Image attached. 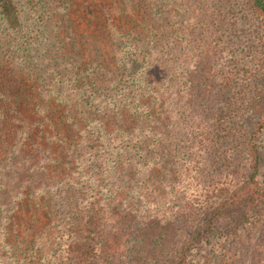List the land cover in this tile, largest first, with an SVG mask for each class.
Here are the masks:
<instances>
[{
    "label": "rangeland",
    "instance_id": "1",
    "mask_svg": "<svg viewBox=\"0 0 264 264\" xmlns=\"http://www.w3.org/2000/svg\"><path fill=\"white\" fill-rule=\"evenodd\" d=\"M92 1L14 0L20 25L16 36L6 37L0 22V56L11 49L13 42L18 52L12 54L23 58L29 54L28 43L32 42L36 56L33 60L40 68L33 76H39L36 85L42 95L53 92L51 95L64 97L68 89L82 90L93 74L103 82L101 71H94L90 65L96 52L92 53L88 42L99 40L86 12ZM133 1L142 26L148 21L164 25L165 32L175 39L191 42L192 32L201 29L202 24L218 23L225 30L227 52L225 61L220 62V72H211L207 64L183 61L182 71H176L182 81L179 80L181 84L177 83L179 87L174 93L180 90V95H170V86L164 81L155 90L156 100L166 104L169 114L162 109L154 112L152 105L147 119L162 118L164 113L175 121L164 124L162 119H152L149 157L135 163L131 153H124L120 159L126 164L117 165L120 171L111 169L102 175L98 171L101 187L88 193V213L94 215L103 234L108 264H178L180 250L210 211L232 190L243 186L248 174L246 140L258 120L254 113L246 112L244 104L239 109L242 114L230 123L236 134L233 141L219 139L212 130L216 114L212 108L217 106L219 92L211 88L210 95L201 93L199 100L191 104L193 101L186 96V92H191L190 75L201 72L210 76L209 81L211 76L218 77V81L228 76L238 92L233 89V95L244 101L249 99L260 80H264H255L252 70L258 57L261 21L250 9V0ZM183 46L182 51L192 52L191 47ZM30 54L33 56L31 51ZM198 66L203 70L197 71ZM125 74L126 70L115 69L110 82L120 84ZM146 88L143 90L147 91ZM258 144L259 183L263 188L260 202L250 210L246 224L234 232L230 218L218 219L211 233L189 252L185 264H264V132ZM144 151L139 149L137 154ZM147 162L151 164L141 167ZM27 168L22 171L25 173ZM36 172L33 167L30 177L36 178ZM15 195L7 192L0 196V223L11 212L15 213ZM54 197L64 199L66 193ZM17 213L19 223L13 225L16 233L10 232L12 222L4 224L6 234L0 229V264H45V258H59V240L49 236L40 225H29L24 210ZM79 218L78 215L76 219Z\"/></svg>",
    "mask_w": 264,
    "mask_h": 264
},
{
    "label": "trees",
    "instance_id": "2",
    "mask_svg": "<svg viewBox=\"0 0 264 264\" xmlns=\"http://www.w3.org/2000/svg\"><path fill=\"white\" fill-rule=\"evenodd\" d=\"M124 1L93 0L86 7L92 30L99 35L96 42H88L92 53L96 52L90 65L94 71H101L103 82L93 74L86 79L82 90L68 89L64 97L51 95L53 92L42 95L36 85L39 76H33L40 68L33 60L36 56L32 42L28 43L29 54L23 58L12 54L18 52L13 42L11 49L0 56V196L7 192L18 196L16 214L11 212L0 223V229L6 234L4 224L12 222L11 227H15L19 223L17 211L24 210L29 225L38 224L49 236L59 240V258H45V264H108L103 234L97 228L94 215L88 213V193L101 187L98 173L120 171L119 167L126 164L120 159L124 153H131L135 163L149 157L152 142L148 133L153 129L152 119H162L164 124L175 121L164 113L162 118L147 119L152 105L156 113L159 109L168 112L166 104L156 100L155 90L164 81L170 86V95H180V90L174 93L181 84L179 80L182 81L176 71H182L183 61L207 64L213 73L220 72L223 67L220 62L225 61L227 42L222 25L202 24L201 29L192 32V41L187 42L170 36L164 25L148 21L142 26L135 2ZM249 7L261 21L258 57L252 69L258 80L264 79V0H250ZM0 22L6 37L16 36L20 21L14 0H0ZM183 45L191 47L192 52L182 51ZM115 69L126 70L120 84L110 82ZM199 70L203 69L198 66ZM190 76L191 92H186V96L193 101L191 104L199 100L201 93L210 95L211 88L219 92L217 106L212 108L216 113L212 130L219 139L233 141L236 134L230 123L242 114L239 109L244 104L246 112L254 113L258 120L246 140L248 174L243 186L232 190L228 198L210 211L180 250L178 264H185L189 252L211 233L218 219L230 218L232 232L245 225L250 210L263 196L258 140L264 132V80H260V86L244 101L233 95L228 76L219 81L216 76H211L209 81L210 76L201 72ZM145 87L147 91L143 90ZM139 149H145L144 153L137 154ZM25 167L28 168L24 173ZM33 167L37 170L36 178L30 177ZM64 193V199H55L54 196ZM78 215L80 218L76 219ZM14 227L11 233H16Z\"/></svg>",
    "mask_w": 264,
    "mask_h": 264
}]
</instances>
